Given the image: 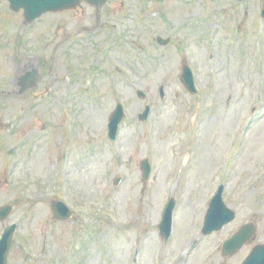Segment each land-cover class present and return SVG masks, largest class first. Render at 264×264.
Wrapping results in <instances>:
<instances>
[{
  "label": "rangeland",
  "instance_id": "1",
  "mask_svg": "<svg viewBox=\"0 0 264 264\" xmlns=\"http://www.w3.org/2000/svg\"><path fill=\"white\" fill-rule=\"evenodd\" d=\"M262 8L264 0H110L99 25L96 10L81 4L23 28L22 12L0 0V89L10 90L0 96V206H12L0 236L19 223L9 264H240L264 244ZM42 52L55 56L46 67L51 96L20 97V69L33 55L42 64ZM184 64L196 94L180 80ZM118 103L125 116L113 142L108 122ZM221 183L236 218L203 235ZM170 198L175 229L165 241L159 225ZM56 200L73 209L70 220L53 218ZM247 222L257 239L222 256L223 242Z\"/></svg>",
  "mask_w": 264,
  "mask_h": 264
},
{
  "label": "water",
  "instance_id": "2",
  "mask_svg": "<svg viewBox=\"0 0 264 264\" xmlns=\"http://www.w3.org/2000/svg\"><path fill=\"white\" fill-rule=\"evenodd\" d=\"M81 0H9L13 10L18 11L21 8L24 9L25 23H29L42 14L50 11H59L63 9H70L75 7ZM97 7L104 4L107 0H85ZM35 76L29 75L23 79V89L31 87L33 85ZM182 81L187 85L188 89L194 91L193 77L190 69L186 66L182 75ZM32 82V83H31ZM139 96L144 97L142 92H139ZM149 108L147 107L145 112L141 114L140 119L145 120ZM124 111L122 105H118L114 113L112 114L109 123V137L113 140L116 137L118 126L123 118ZM142 170L144 172V178H147L150 173V165L148 161L142 163ZM223 187L221 186L212 199L209 209L207 211L203 233L209 234L215 230H220L224 225L228 224L235 218V212L228 209L222 200ZM52 210L54 216L60 220L69 219L72 214L61 202H53ZM173 210V200L170 201L166 207L163 221L160 225L161 234L167 238L171 229V214ZM11 207L4 206L0 208V220H4L10 213ZM15 226L5 229L3 238L0 241V264H7V254L9 252L13 232ZM254 229L251 224L243 225L240 230L235 233L230 239L225 241L222 252L223 255H233L248 241V237L252 235ZM243 264H264V245L258 246L253 250L249 257Z\"/></svg>",
  "mask_w": 264,
  "mask_h": 264
},
{
  "label": "flooded vegetation",
  "instance_id": "3",
  "mask_svg": "<svg viewBox=\"0 0 264 264\" xmlns=\"http://www.w3.org/2000/svg\"><path fill=\"white\" fill-rule=\"evenodd\" d=\"M103 15L105 16V13H103L102 15H100V17H98L97 15L95 16V18L97 19V24L100 23V22H102L101 21V18L103 17ZM56 45H58V43ZM46 55H47V53H44V52L41 53V56L45 57V61L42 64H39V62L38 63L35 62L34 59H35V57L37 58L36 55H34L33 58H32L33 60H31L32 61L31 63H33L34 66L39 67V69L41 71L40 81H39L38 85L35 88L36 94L43 93L44 90H46L45 94H48L50 91H52V88H53V86H52L53 81L51 80L52 78L49 79L50 77L48 76L47 79H46V76H47V74L49 72L51 74L53 73V67L52 66H49L48 69H46V67H47V63L54 62L55 61V56L53 54H50V53L48 54V56H46ZM37 60H39V59H37ZM36 97H38V96H36Z\"/></svg>",
  "mask_w": 264,
  "mask_h": 264
}]
</instances>
